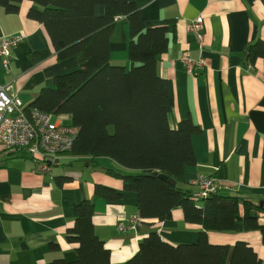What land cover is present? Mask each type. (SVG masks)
I'll list each match as a JSON object with an SVG mask.
<instances>
[{
    "label": "crops",
    "instance_id": "0c3cea01",
    "mask_svg": "<svg viewBox=\"0 0 264 264\" xmlns=\"http://www.w3.org/2000/svg\"><path fill=\"white\" fill-rule=\"evenodd\" d=\"M133 1L146 27L174 25L168 49L158 58L157 71L173 85L171 126L189 119L199 128L192 135L196 164L186 168L183 187L194 191L193 179L214 176L219 193L264 203V57L248 61L250 45L264 43V0ZM30 5L22 1L13 14L0 7V36L25 35L11 51L9 72L0 63V86L11 82L24 106L29 104L23 98L33 99L43 86H52L56 75L78 66L74 56L57 61L43 25L26 15ZM95 13L101 15L103 7L97 6ZM197 17L203 20L202 49L187 27ZM126 28L127 18L117 17L109 43L112 64L129 65ZM182 52L202 60L203 65L194 66L188 74L180 61ZM76 162L81 166H75ZM105 167L128 173L108 157L92 161L60 155L51 174L38 172L26 150L0 157V264H43L63 257L72 248L64 237L65 229L73 222L74 206L84 199L94 202V231L110 250L112 264L130 258L150 230H157L171 243L196 240L199 227L186 223L180 209L169 220L140 218L137 228H128L130 219L138 217L137 194L125 191ZM95 184L120 192L121 198L115 202L94 198ZM241 221L242 211L234 231H210L209 240L228 244L243 240L263 260L259 231H243ZM118 222L127 228L119 230ZM258 222L264 224V213Z\"/></svg>",
    "mask_w": 264,
    "mask_h": 264
},
{
    "label": "trees",
    "instance_id": "16d2710c",
    "mask_svg": "<svg viewBox=\"0 0 264 264\" xmlns=\"http://www.w3.org/2000/svg\"><path fill=\"white\" fill-rule=\"evenodd\" d=\"M22 1L0 0V7L17 13ZM27 1L31 5L26 15L43 25L57 61L74 56L78 66L56 75L52 86H43L25 108L67 116V122L78 127L65 154L92 161L108 157L128 170L105 167L125 191L137 194V216L143 221L169 220L180 209L186 223L199 227L196 240L188 243L168 242L150 230L138 241L137 251L120 264H264L243 240L228 244L208 238L210 231H234L242 211V230L259 231L264 244V224L258 222L264 203L218 190L194 202L192 191L182 185L186 168L196 164L192 135L199 128L189 119L171 126L173 85L157 71L174 25L146 27L133 0ZM97 6L103 7L101 15L95 13ZM119 16L128 21V66L110 61V36ZM259 56L264 57V43L257 41L250 45L248 61ZM93 195L110 202L121 198L120 192L100 184L94 185ZM93 214V200L76 204L73 222L64 232L71 250L43 264H112L110 250L94 231Z\"/></svg>",
    "mask_w": 264,
    "mask_h": 264
},
{
    "label": "built area",
    "instance_id": "2783aa9c",
    "mask_svg": "<svg viewBox=\"0 0 264 264\" xmlns=\"http://www.w3.org/2000/svg\"><path fill=\"white\" fill-rule=\"evenodd\" d=\"M188 30L194 33L199 42V49L204 46L201 30L203 20L197 17L188 23ZM23 33L0 36V62L9 72L11 50L24 39ZM180 61L185 65L187 73H192L194 66H202L203 61L192 59L187 52H182ZM78 127L67 122V116L53 115L36 109H27L12 83L0 86V157L7 156L17 150H26L41 174H51L56 159L65 155L73 144ZM196 187L192 191L194 202L205 198L220 188L214 176H199L191 181ZM139 217H132L128 228L136 227ZM132 224V225H131ZM119 230L127 227L118 222ZM137 228V227H136Z\"/></svg>",
    "mask_w": 264,
    "mask_h": 264
},
{
    "label": "water",
    "instance_id": "95a60500",
    "mask_svg": "<svg viewBox=\"0 0 264 264\" xmlns=\"http://www.w3.org/2000/svg\"><path fill=\"white\" fill-rule=\"evenodd\" d=\"M75 166H81V162H76L74 163ZM155 174V173H153ZM163 179L167 180L168 182H170L172 185H175V181L171 178H168V176H162Z\"/></svg>",
    "mask_w": 264,
    "mask_h": 264
},
{
    "label": "rangeland",
    "instance_id": "374dc122",
    "mask_svg": "<svg viewBox=\"0 0 264 264\" xmlns=\"http://www.w3.org/2000/svg\"><path fill=\"white\" fill-rule=\"evenodd\" d=\"M126 32H128V30H127V28H126ZM129 41V40H128ZM127 52V51H126ZM73 70V69H72ZM70 71V70H69ZM66 72H68V71H66ZM65 73V72H64ZM35 98V97H34ZM34 98L33 99H30L29 101H28V99L27 98H23V101H24V103L25 104H30L33 100H34Z\"/></svg>",
    "mask_w": 264,
    "mask_h": 264
}]
</instances>
